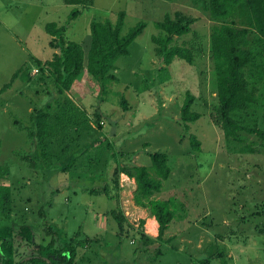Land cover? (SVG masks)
<instances>
[{"label":"rangeland","instance_id":"374dc122","mask_svg":"<svg viewBox=\"0 0 264 264\" xmlns=\"http://www.w3.org/2000/svg\"><path fill=\"white\" fill-rule=\"evenodd\" d=\"M77 6L82 12L71 20ZM121 11L122 35L139 22L146 27L117 59V79L103 92L85 69L60 94L39 65L60 50L47 24L67 26L64 40L88 50L91 22L116 21ZM177 11L194 20L174 40L192 50L193 64L176 57L166 65L153 40L165 35L156 23ZM233 19L247 22L237 13ZM219 21L209 0H0V88L16 74L0 93V237L12 227L14 261L33 264L39 245L55 238L56 247L69 245L65 253L74 250L73 264H264V139L249 130H264V80L254 88L256 101L233 113L240 128L228 133L212 56ZM188 92L200 117L186 124ZM40 109L51 112L47 127L38 125ZM156 151L168 153L171 175L153 198L172 199L176 211L163 239L159 223L151 234L135 178L121 173L114 181L117 165H145L156 177ZM24 225L34 230L32 241L20 234ZM3 241L0 264H8Z\"/></svg>","mask_w":264,"mask_h":264},{"label":"trees","instance_id":"16d2710c","mask_svg":"<svg viewBox=\"0 0 264 264\" xmlns=\"http://www.w3.org/2000/svg\"><path fill=\"white\" fill-rule=\"evenodd\" d=\"M94 0H65L66 3L76 5H89ZM210 10L219 23L213 26L212 56L215 59L217 70V82L219 89L221 117L223 126L228 133L235 132L240 126L236 124L233 113L243 109L256 101L254 88L259 80H264V0H209ZM77 6L70 13V19L74 20L81 14ZM237 13L244 23H238L233 19ZM231 19L230 22L225 21ZM125 12L118 14L116 21L104 19V21L93 20L91 22L92 39L89 49L86 50L82 43L64 40V33L67 26H58L55 22L47 24L48 31L53 34L51 45L60 50L55 53L52 59L42 61V70H49L56 81L60 94L70 90L81 72L85 69L97 79L104 92L108 83L117 79L114 71L117 68V59L122 55L130 53L131 43L143 32L146 22H139L131 28L128 34L122 35ZM192 17L182 11L176 14L167 15L164 20L156 23L157 27L165 31V35H154L153 40L157 45L159 55L166 65H170L174 58L186 59L194 63L192 50L184 45L175 44L177 36H183L192 31ZM13 76L12 81L15 79ZM12 81L0 88V93L7 90ZM195 97L188 92L186 101L182 107L181 118L186 124L200 117V113L192 111ZM66 101V100H65ZM47 106H50L48 104ZM37 113V122L40 128L47 127V119L50 111L40 109ZM68 113H72L68 110ZM101 127L102 125L98 123ZM251 132H256L264 139V130L252 127ZM191 143L195 149L201 148V141L196 135L191 136ZM153 169L156 177L152 176L149 168L145 165L116 166L114 181L118 184L121 173H126L137 182L135 199L139 205L147 207L151 216L159 223L158 239H163L176 216L173 209L172 199L153 198V195L161 190L163 180L171 175L169 166V155L167 152L156 151L151 153ZM73 161V158H71ZM131 166V165H130ZM104 190L108 193V187ZM109 194V193H108ZM120 227L124 224L121 217L116 215ZM142 224L145 220L141 221ZM3 253L8 264H23L24 262L14 261L15 242L12 227L7 226L1 231ZM20 234L28 241L34 238V230L29 225L21 227ZM8 235V236H7ZM69 248L56 247L55 238L46 245H39L37 253L31 258L33 264H46L44 257L50 259L51 264H73L74 250L72 253H65ZM65 256L64 262L59 263L53 256ZM69 254V256H68ZM60 261V260H59ZM41 262V263H40Z\"/></svg>","mask_w":264,"mask_h":264},{"label":"bare ground","instance_id":"6f19581e","mask_svg":"<svg viewBox=\"0 0 264 264\" xmlns=\"http://www.w3.org/2000/svg\"><path fill=\"white\" fill-rule=\"evenodd\" d=\"M148 225H149L150 227L155 226V228H156V226H158L157 219H155V218H151V219H149V221H148Z\"/></svg>","mask_w":264,"mask_h":264},{"label":"crops","instance_id":"0c3cea01","mask_svg":"<svg viewBox=\"0 0 264 264\" xmlns=\"http://www.w3.org/2000/svg\"><path fill=\"white\" fill-rule=\"evenodd\" d=\"M151 218H155V217L151 216ZM151 218H150V219H151ZM151 228H152V233H151V234L154 235V234H155V231H156V228H155V226H152Z\"/></svg>","mask_w":264,"mask_h":264},{"label":"flooded vegetation","instance_id":"af4514ba","mask_svg":"<svg viewBox=\"0 0 264 264\" xmlns=\"http://www.w3.org/2000/svg\"><path fill=\"white\" fill-rule=\"evenodd\" d=\"M38 249V248H37Z\"/></svg>","mask_w":264,"mask_h":264}]
</instances>
